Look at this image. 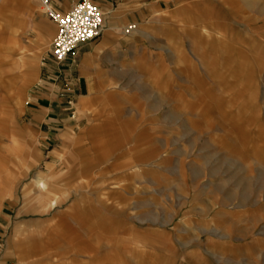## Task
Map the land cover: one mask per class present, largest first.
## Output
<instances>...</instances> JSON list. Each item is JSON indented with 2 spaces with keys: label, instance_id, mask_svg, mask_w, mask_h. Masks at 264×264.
Instances as JSON below:
<instances>
[{
  "label": "rangeland",
  "instance_id": "374dc122",
  "mask_svg": "<svg viewBox=\"0 0 264 264\" xmlns=\"http://www.w3.org/2000/svg\"><path fill=\"white\" fill-rule=\"evenodd\" d=\"M146 4L158 12L102 92L49 125L40 93L57 96L68 61L51 59L36 0H0V62L37 59L21 103L0 102V252L16 234L13 260L264 264V0Z\"/></svg>",
  "mask_w": 264,
  "mask_h": 264
},
{
  "label": "crops",
  "instance_id": "0c3cea01",
  "mask_svg": "<svg viewBox=\"0 0 264 264\" xmlns=\"http://www.w3.org/2000/svg\"><path fill=\"white\" fill-rule=\"evenodd\" d=\"M75 1L52 0V6L56 12L64 14ZM146 1L95 0L103 15L102 32L95 40L79 46L73 62L68 61V63H65L68 69L63 70L64 76L58 87V90L63 94L62 97H59V94L54 96L40 93L41 109L46 112L47 117L54 114L53 118H47V124H61L60 122L64 124V118L60 116H65L70 110L75 109L74 104L76 106L77 104H83L84 99L102 92V86L110 82V71L113 68V63L119 62L122 56H126L130 45L134 44L136 39L139 38V33L142 32L139 22L142 17L158 12L156 5L147 9ZM157 1L155 0V2ZM128 25H136V32L133 35L124 33V29ZM53 26L56 34V27L54 24ZM35 59L34 56L28 58L22 54L18 58L0 62V102L6 106L5 110L9 113L13 111L14 106L17 107L21 103L24 97L25 88L31 79L29 62L35 61ZM67 99H70L71 105L67 104ZM4 181L5 179H0V192H3L1 188ZM45 181L46 175L37 172L31 179V184L37 190H41L44 188ZM26 187L24 186L22 189L24 201L28 196L25 192ZM54 204L52 201L48 202L42 211L46 212ZM26 210L27 206L24 203L21 212L25 213ZM45 251L49 250L45 249ZM207 253L209 252L207 251L205 254ZM18 257L16 234H12L5 251L0 252V264L10 262L16 264H42L40 260L23 259L22 261H15ZM207 257L206 259L203 258L200 264H211ZM212 264H217V262L213 261Z\"/></svg>",
  "mask_w": 264,
  "mask_h": 264
},
{
  "label": "built area",
  "instance_id": "2783aa9c",
  "mask_svg": "<svg viewBox=\"0 0 264 264\" xmlns=\"http://www.w3.org/2000/svg\"><path fill=\"white\" fill-rule=\"evenodd\" d=\"M36 1L41 12L56 27V34L50 45L49 53L55 63L73 62L80 45L91 42L100 36L103 29V15L95 0H76L64 14L54 10L52 0ZM134 28V25H128L124 29V33H129ZM58 94L59 97L63 96L60 91ZM67 104L71 105L70 99H67Z\"/></svg>",
  "mask_w": 264,
  "mask_h": 264
}]
</instances>
